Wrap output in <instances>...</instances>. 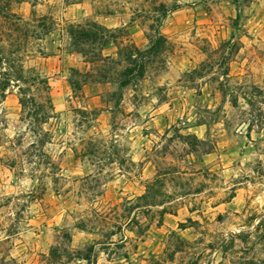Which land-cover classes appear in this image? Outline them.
Masks as SVG:
<instances>
[{"label": "rangeland", "instance_id": "1", "mask_svg": "<svg viewBox=\"0 0 264 264\" xmlns=\"http://www.w3.org/2000/svg\"><path fill=\"white\" fill-rule=\"evenodd\" d=\"M0 264H264V0H0Z\"/></svg>", "mask_w": 264, "mask_h": 264}, {"label": "trees", "instance_id": "2", "mask_svg": "<svg viewBox=\"0 0 264 264\" xmlns=\"http://www.w3.org/2000/svg\"><path fill=\"white\" fill-rule=\"evenodd\" d=\"M182 9L180 6L175 5L170 11H163L162 20L159 22L158 28H156L155 37H151L150 39V47L147 50L141 51L137 49L133 44L127 45L123 50L120 48V45L116 43L111 37L115 32L113 30H108L105 27L92 26V31L88 30H80L75 32L77 35V42L79 45L84 46L85 49L96 50L95 58L92 60L93 62H112L110 58H104L102 56V52L107 49L111 45H115L117 48V57L122 60L123 59L129 66V69H126L119 75L117 79V83L120 86V91L125 89L130 80L143 78V76L138 73V70L144 71V65L142 64L145 60L156 59L160 53L163 45L166 43L165 38L161 35V28L163 27V21H165L172 11H178ZM106 35H110L109 37H105ZM75 53L82 54L81 49H77L74 51ZM120 62V61H119ZM119 64V63H118ZM136 77V78H135ZM106 79V78H104ZM180 230H187L185 226H181Z\"/></svg>", "mask_w": 264, "mask_h": 264}, {"label": "crops", "instance_id": "3", "mask_svg": "<svg viewBox=\"0 0 264 264\" xmlns=\"http://www.w3.org/2000/svg\"><path fill=\"white\" fill-rule=\"evenodd\" d=\"M165 217H171L169 214H165ZM169 230H167L166 226H163L160 229H156L155 232H151L152 236H156L155 239L158 241L160 239H162L165 236V232H167ZM148 239L150 240L151 237L147 238L146 243L144 245H146L148 243Z\"/></svg>", "mask_w": 264, "mask_h": 264}]
</instances>
